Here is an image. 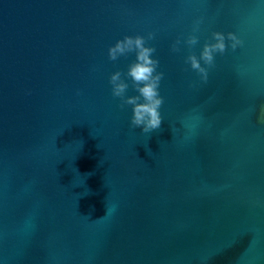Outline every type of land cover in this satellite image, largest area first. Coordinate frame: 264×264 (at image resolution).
<instances>
[{
  "label": "water",
  "instance_id": "obj_1",
  "mask_svg": "<svg viewBox=\"0 0 264 264\" xmlns=\"http://www.w3.org/2000/svg\"><path fill=\"white\" fill-rule=\"evenodd\" d=\"M149 31L144 133L107 48ZM213 31L244 44L204 82L185 57ZM0 264H264V0H0Z\"/></svg>",
  "mask_w": 264,
  "mask_h": 264
},
{
  "label": "clouds",
  "instance_id": "obj_2",
  "mask_svg": "<svg viewBox=\"0 0 264 264\" xmlns=\"http://www.w3.org/2000/svg\"><path fill=\"white\" fill-rule=\"evenodd\" d=\"M201 22L200 17L193 21V33L199 29ZM154 36L152 31L146 35H124L107 48V57L111 61L126 57L130 53L134 54V59L128 63L125 71L117 69L109 75L108 84L112 96L120 99V107L131 106L129 126L140 127L144 133L159 128L162 119L160 107L164 98L160 95V81L164 73L157 70L159 60L153 55L156 52L155 46L147 43L153 40ZM197 40L196 35L189 34L183 43L190 47L195 45ZM180 43L177 38L171 44L170 50L179 51ZM243 44L244 41L233 31H213L211 39L201 46L199 55L189 54L185 57V63L195 70L201 81L206 82L208 67L213 66L215 55H223L226 49L235 51ZM129 84L135 92L134 95L126 94Z\"/></svg>",
  "mask_w": 264,
  "mask_h": 264
}]
</instances>
